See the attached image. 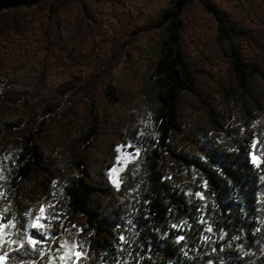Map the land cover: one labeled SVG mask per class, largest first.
<instances>
[{"label": "trees", "instance_id": "1", "mask_svg": "<svg viewBox=\"0 0 264 264\" xmlns=\"http://www.w3.org/2000/svg\"><path fill=\"white\" fill-rule=\"evenodd\" d=\"M116 1L0 0V41L15 32L42 55L32 87L0 66V213L19 242L5 264H49L70 231L77 264H264V0H168L135 30L158 35L149 57L128 50L100 112L80 97L83 71L50 78L48 59L65 65L64 27ZM104 56L92 83L114 68ZM128 141L139 154L116 187L108 171Z\"/></svg>", "mask_w": 264, "mask_h": 264}, {"label": "rangeland", "instance_id": "2", "mask_svg": "<svg viewBox=\"0 0 264 264\" xmlns=\"http://www.w3.org/2000/svg\"><path fill=\"white\" fill-rule=\"evenodd\" d=\"M168 0H118L115 3L107 4L100 8L98 21L92 25L80 22H71L64 27V35L67 41L65 65H58L51 58L48 76L58 77L72 70L80 69L85 77V89L80 94L81 98L93 96L98 102V110L101 112L107 102L106 83L110 77H117L127 60V52L137 48L141 56L149 57L147 50L150 44L158 40L157 34H145L135 32L140 26L145 25L151 18L157 15L159 10ZM0 66L3 75L7 79L15 80L20 85L32 87L38 76L41 74L42 63L40 57L31 54L30 50H24L19 44L18 35L15 32H5L0 41ZM115 53L116 63L112 71L92 83L90 80L99 70L104 61V50ZM34 57V58H32ZM44 58V57H43ZM221 64L217 67L220 68ZM35 99L33 95H28L22 99L20 104L27 107ZM115 164L109 169L108 174L112 183L119 187L122 176L129 164L134 162L139 154L135 145L128 142H121L116 146ZM252 161L258 165L260 159L251 153ZM186 177V182L194 185L202 184V176L194 167H186L182 173ZM42 205L34 206L29 212V226L35 222L36 217H44L41 212ZM0 256H5L12 248L19 245V242L9 237L5 231L0 213ZM13 241L15 243H13ZM74 245L75 247H71ZM80 253L76 243V234L70 231L61 239V247L56 255L52 256L49 264H77ZM63 257V259H61ZM7 258V257H6ZM6 261V260H5ZM4 261V264H5Z\"/></svg>", "mask_w": 264, "mask_h": 264}, {"label": "snow or ice", "instance_id": "3", "mask_svg": "<svg viewBox=\"0 0 264 264\" xmlns=\"http://www.w3.org/2000/svg\"><path fill=\"white\" fill-rule=\"evenodd\" d=\"M44 209H41V212L43 213ZM43 219V217H36L35 218V222L31 225V227L36 228L37 231L39 232V229L43 228L44 225L41 223V220ZM2 227L3 225H0V234H2ZM40 235H44V233H39ZM13 243H15L13 241ZM41 243L40 240L33 238L32 236H29L28 238V244L33 248L36 249L37 244ZM21 247H24L23 244L20 245ZM71 247H75L74 245H72ZM77 256L81 255L80 253H76ZM7 257V253L5 254V256H0V264H4V261L6 260ZM61 259H63V257H61Z\"/></svg>", "mask_w": 264, "mask_h": 264}]
</instances>
